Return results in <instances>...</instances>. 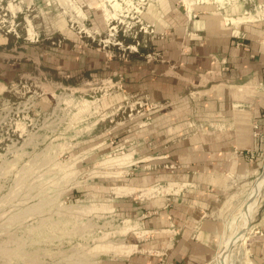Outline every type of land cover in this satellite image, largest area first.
Instances as JSON below:
<instances>
[{
  "label": "rangeland",
  "instance_id": "374dc122",
  "mask_svg": "<svg viewBox=\"0 0 264 264\" xmlns=\"http://www.w3.org/2000/svg\"><path fill=\"white\" fill-rule=\"evenodd\" d=\"M185 14L248 22L264 7L0 0V264H253L245 238L264 170L212 192L151 143L183 108L140 86L158 76L160 36ZM199 222L210 248L191 245Z\"/></svg>",
  "mask_w": 264,
  "mask_h": 264
},
{
  "label": "crops",
  "instance_id": "0c3cea01",
  "mask_svg": "<svg viewBox=\"0 0 264 264\" xmlns=\"http://www.w3.org/2000/svg\"><path fill=\"white\" fill-rule=\"evenodd\" d=\"M252 3L264 7V0ZM194 16L187 21L185 14L182 27L160 36L158 76L143 79L140 87L157 93L160 105L183 108L172 132L167 121L157 124L153 146L172 157L176 168L192 173V183L218 192L231 185L232 176L264 170V14L236 23ZM169 111H161L160 119ZM171 134L175 138L168 142ZM197 227L199 238L191 245L210 248L211 230L200 222ZM250 229L245 241L251 261L264 264V205Z\"/></svg>",
  "mask_w": 264,
  "mask_h": 264
},
{
  "label": "bare ground",
  "instance_id": "6f19581e",
  "mask_svg": "<svg viewBox=\"0 0 264 264\" xmlns=\"http://www.w3.org/2000/svg\"><path fill=\"white\" fill-rule=\"evenodd\" d=\"M258 185H259V186H258L257 188L260 190L261 186L264 185V174H263V176L259 179V181H258ZM263 188H264V187H263ZM258 192H259V191H258ZM255 195H256V194H255ZM254 199H255V198H254ZM252 201H253V200H252ZM246 218H247V217H246ZM245 220H246V219H245ZM247 221H248V220H247ZM247 221H246V222H247ZM234 237H235V236H234ZM236 238H237V237H236ZM231 239H232V238H231ZM231 239H230V240H231ZM230 240H229V241H230ZM231 242H232V241H231ZM227 247H228V246H227Z\"/></svg>",
  "mask_w": 264,
  "mask_h": 264
}]
</instances>
